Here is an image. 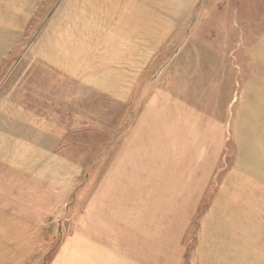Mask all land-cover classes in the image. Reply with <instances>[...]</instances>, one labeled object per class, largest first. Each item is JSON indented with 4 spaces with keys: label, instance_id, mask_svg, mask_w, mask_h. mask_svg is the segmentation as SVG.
<instances>
[{
    "label": "rangeland",
    "instance_id": "obj_1",
    "mask_svg": "<svg viewBox=\"0 0 264 264\" xmlns=\"http://www.w3.org/2000/svg\"><path fill=\"white\" fill-rule=\"evenodd\" d=\"M17 17L0 264H264V0H41Z\"/></svg>",
    "mask_w": 264,
    "mask_h": 264
},
{
    "label": "crops",
    "instance_id": "obj_2",
    "mask_svg": "<svg viewBox=\"0 0 264 264\" xmlns=\"http://www.w3.org/2000/svg\"><path fill=\"white\" fill-rule=\"evenodd\" d=\"M40 5L41 0H0V14H7V17L0 15V22L3 24L0 26L7 27L6 30H8L6 31V33H8L7 36L0 37V59L5 58V55H7L9 45H13L19 39V36L15 34L16 31L13 32L12 29L21 28L23 22L21 20V22L17 24L18 17L15 18V15H20L24 12L32 13L39 11ZM4 18L8 19L7 23L3 22Z\"/></svg>",
    "mask_w": 264,
    "mask_h": 264
}]
</instances>
